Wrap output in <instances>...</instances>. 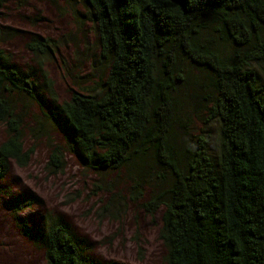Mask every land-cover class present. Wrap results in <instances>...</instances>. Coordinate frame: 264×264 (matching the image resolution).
<instances>
[{"label":"trees","instance_id":"trees-1","mask_svg":"<svg viewBox=\"0 0 264 264\" xmlns=\"http://www.w3.org/2000/svg\"><path fill=\"white\" fill-rule=\"evenodd\" d=\"M83 2L108 64L100 91L59 102L48 80L49 99L37 96L30 74L0 49V124L8 134L0 180L12 162L26 166L34 151L24 150L23 118L12 103L24 96L48 110L43 116L82 166L108 172L148 165L160 173L162 190L143 206L150 214L162 209L165 264H264V92L256 70L264 66V0ZM32 42L31 49L45 47ZM186 67L207 79L206 123L219 130L215 153L206 138L186 139L177 129L175 94ZM63 161L55 147L50 165L61 170ZM142 189L137 181V199ZM33 204L21 195L9 207L20 221ZM19 229L44 250L46 264H102L62 217Z\"/></svg>","mask_w":264,"mask_h":264},{"label":"rangeland","instance_id":"rangeland-1","mask_svg":"<svg viewBox=\"0 0 264 264\" xmlns=\"http://www.w3.org/2000/svg\"><path fill=\"white\" fill-rule=\"evenodd\" d=\"M1 1L0 49L10 63L30 74L37 96L49 99L48 80L59 102L69 101L75 93L101 90L108 64L100 58L98 34L83 0ZM35 39L45 44L42 50L29 47ZM256 70L264 92V66ZM186 71L189 76L175 94L177 129L186 139L206 138L209 151L215 153L219 130L218 123H206L207 79L193 67ZM12 103L23 118L24 150L34 147V151L26 166L12 162L0 180V264H46L44 250L21 233L19 224L38 228L44 219L56 217L87 240L90 255L102 264H165L166 249L159 238L162 209L150 214L143 206L151 192L162 190L164 183L156 178L160 173L154 175L148 165L135 171L88 169L66 149L63 134L43 116L48 110L19 95ZM7 137L5 124H0V145ZM55 147L63 150L61 170L49 163ZM137 181L143 185L138 199ZM21 195L34 204L18 221L9 202Z\"/></svg>","mask_w":264,"mask_h":264}]
</instances>
